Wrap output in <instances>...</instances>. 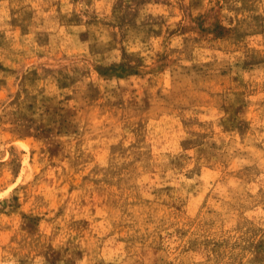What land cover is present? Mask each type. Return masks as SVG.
I'll list each match as a JSON object with an SVG mask.
<instances>
[{
	"label": "rangeland",
	"instance_id": "1",
	"mask_svg": "<svg viewBox=\"0 0 264 264\" xmlns=\"http://www.w3.org/2000/svg\"><path fill=\"white\" fill-rule=\"evenodd\" d=\"M0 264H264V0H0Z\"/></svg>",
	"mask_w": 264,
	"mask_h": 264
}]
</instances>
